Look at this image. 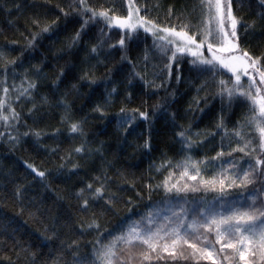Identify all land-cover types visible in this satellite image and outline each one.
<instances>
[{
    "label": "trees",
    "instance_id": "1",
    "mask_svg": "<svg viewBox=\"0 0 264 264\" xmlns=\"http://www.w3.org/2000/svg\"><path fill=\"white\" fill-rule=\"evenodd\" d=\"M132 6L200 41L217 25L205 0H0V264H106L109 246L113 264H264L256 240L226 247L211 224L264 210L251 100L232 72L92 16ZM230 7L234 54L264 70V0ZM134 227L155 251L119 239Z\"/></svg>",
    "mask_w": 264,
    "mask_h": 264
},
{
    "label": "snow or ice",
    "instance_id": "2",
    "mask_svg": "<svg viewBox=\"0 0 264 264\" xmlns=\"http://www.w3.org/2000/svg\"><path fill=\"white\" fill-rule=\"evenodd\" d=\"M84 0H81V3H83ZM206 4L210 8H214L216 15L213 17L217 21V31L216 36L219 38V44L220 46L215 48L214 51V45L212 43H208L207 47L210 52H213V58L212 59H200V63L202 64H208L213 65L218 64L220 67L226 69L229 72H232L235 76L236 85L239 87L241 85V75L248 76L250 83L249 88H255V93L252 91H242L240 92V95L246 96L248 99L251 100L253 111L256 113V116L252 118L250 123L252 121H255L256 127L260 133V136L262 139H264V124H262L259 120L256 119V117L264 118V91L260 87H257V81L256 79L251 75L249 72V69L252 70L258 77H259V83L261 85H264V70H261L259 67V60L252 58L247 52H242L239 55L234 54L236 50L238 49L239 45L237 43L238 37L237 33L235 31L237 26V19L233 16L231 7H230V0L229 4L227 5V14L225 16L224 13V7L223 0H205ZM88 11H91L90 9H87ZM138 12V9L136 10ZM92 16L96 17H103L109 25L117 26L122 29H130L135 31L137 27H143L146 32L153 31L155 29L154 35L157 32H164L167 35H159L157 38L161 41H166L169 45H176L175 52H173L172 58L175 59L176 55L178 53H185L188 52L192 56L200 57L201 53L199 52V49L204 47L205 40H201L200 43H197L195 36H190L188 33L184 30L176 31L175 28H164L160 29L155 25H152V27L146 26L145 22L142 20H137L136 22H133V11L130 9L128 15L126 18H120L116 16H110L107 11H100L95 12L92 11ZM225 19L230 21V31L226 29L225 27ZM150 24L151 22H147ZM186 27V26H185ZM44 31H47L45 28ZM206 36L212 35V33L209 31L205 34ZM79 36V33H77V38ZM118 43L123 46L125 41L124 39H120ZM193 46H195L196 50H193ZM96 49L93 48V51ZM216 53H228L229 55H217ZM195 63V61H194ZM221 84H224L225 81H220ZM34 86V85H33ZM228 94L231 97L232 90L228 89ZM142 115H146L143 114ZM4 119H7L4 117ZM72 131H77V125H72ZM181 136H183V133H180ZM239 135V133H237ZM238 151L243 152L245 149L239 148ZM77 151H80V149H77ZM257 165L264 164V160L257 159L256 161ZM187 175V172L184 173ZM42 176L43 173H40ZM195 177H193L194 179ZM221 185H223V181H220ZM232 183H235L233 181ZM242 185L246 186L248 184L253 183V180L250 178V174L248 172L244 173L243 179L240 182ZM175 187V185L173 186ZM171 190V189H169ZM99 192V189L97 190ZM259 212V216H257L255 213L250 212H240L235 213L231 216L222 217L219 221H216L213 219L211 221L212 225L216 226V231L218 236H224L227 235L230 238H235L236 234H240L239 239L237 240L238 244H245V241L248 240V237L244 235V233H250L253 235H258L259 240L258 243L260 247L264 248V220L260 219L261 217H264V210H257ZM260 221V226H256V222ZM224 226L223 229L221 226ZM156 235L154 233H151L149 230L148 235H142L140 232L137 231V229L134 227L128 237H120L121 240H126L128 243H133L134 241H139L140 243H143L145 245H148L150 249L155 251L156 245L153 242V236ZM180 241H183L184 243H188L186 239H184L182 236H180L178 229L175 230V238L171 241V247L175 249L176 245L180 243ZM251 242V241H249ZM191 247L195 248V244L190 245ZM226 247L230 248H236V244L231 242V239L229 243L226 245ZM169 250V245H164V251ZM240 253V259H244V252L241 251L239 248L236 249ZM106 260V264H113L110 257L115 255V252L113 251V248L111 246L108 247L107 251L102 253ZM209 256H211V253H209ZM145 259H149L150 257L145 255Z\"/></svg>",
    "mask_w": 264,
    "mask_h": 264
},
{
    "label": "rangeland",
    "instance_id": "3",
    "mask_svg": "<svg viewBox=\"0 0 264 264\" xmlns=\"http://www.w3.org/2000/svg\"><path fill=\"white\" fill-rule=\"evenodd\" d=\"M130 9L133 11V17H132L133 22H136L137 20H140V19L142 18V20L145 22L146 26H148V27H152V25H155V26H157V27L160 28V29L167 28V27L161 26V25L155 23L154 21H152V20L147 19L146 17H144V16L141 14V12H140L138 6H132ZM137 9H138V12L136 11ZM129 11H130V10H129ZM109 15H110V16L120 17V18H126L128 14H127V15H124V16H120V15H112V14L109 13ZM102 18H103V17H102ZM147 22H151V23L148 24ZM111 26H113V25H111ZM114 27H117V26H114ZM217 27H218V25H215L213 29L207 31V32L210 31V32L212 33V35H210V36H206V35H205L206 42H205V44H204V47H202L201 49H199V52L201 53V56H200V57H195V56H193L194 58H196V59L199 60V61H200V59H212V58H213V52H210V51L208 50L207 44H208V43H212V44L214 45V51H215V48H217V47L220 46V44H219V39H215L216 31H217ZM137 28L144 29L143 27H137ZM137 28H136V29H137ZM169 29H170V28H169ZM129 30H130V29H129ZM176 31H181V30L176 29ZM154 32H155V29H153V31H149V33L152 34V36L156 39L157 44H158V45L165 44L166 41H161V40H159L157 37H158L159 35H167V34L164 33V32H157V33L154 35V34H153ZM188 35H190V36H194V35H191V34H189V33H188ZM195 38H196V37H195ZM196 41H197V43H200V42H201V41L198 40L197 38H196ZM172 46L176 49V45H172ZM193 50H196V49H195V46H193ZM187 53H188V52H187ZM189 54H190V53H189ZM216 54H217V55H225V56H226V54L229 55L228 53H216ZM214 64H215V63H214ZM215 65L219 66L218 64H215ZM241 79H242V80H241V85H240L239 87L237 86V89H241V90L245 89V92H246V91H252V92L254 93V88H251V89L249 88V83H250V81L247 80V79L244 80V79H243V75H241ZM214 219H215V218H214ZM212 220H213V218H212ZM215 220L218 221L217 219H215ZM223 227H224V226H221V228H223ZM244 235H246V236L248 237V240L245 241V247H248L253 241L256 240V241L258 242V240H259V236H258V235H253V234H250V233H244ZM224 236L228 237L227 235H224ZM231 240H232V238H231ZM249 241H251V242H249Z\"/></svg>",
    "mask_w": 264,
    "mask_h": 264
}]
</instances>
